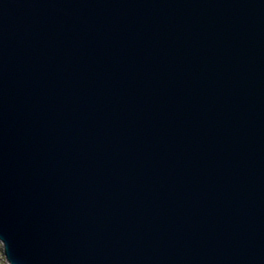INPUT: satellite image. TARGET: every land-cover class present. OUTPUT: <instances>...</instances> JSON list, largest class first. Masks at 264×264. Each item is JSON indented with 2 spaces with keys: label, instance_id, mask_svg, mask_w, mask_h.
Here are the masks:
<instances>
[{
  "label": "water",
  "instance_id": "95a60500",
  "mask_svg": "<svg viewBox=\"0 0 264 264\" xmlns=\"http://www.w3.org/2000/svg\"><path fill=\"white\" fill-rule=\"evenodd\" d=\"M9 264H264V0H0Z\"/></svg>",
  "mask_w": 264,
  "mask_h": 264
},
{
  "label": "rangeland",
  "instance_id": "374dc122",
  "mask_svg": "<svg viewBox=\"0 0 264 264\" xmlns=\"http://www.w3.org/2000/svg\"><path fill=\"white\" fill-rule=\"evenodd\" d=\"M0 264H9L3 254V245L1 242H0Z\"/></svg>",
  "mask_w": 264,
  "mask_h": 264
}]
</instances>
